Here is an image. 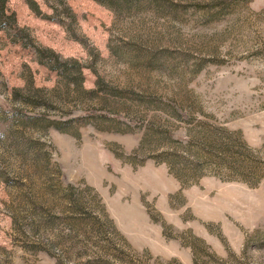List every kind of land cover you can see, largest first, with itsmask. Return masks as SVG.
<instances>
[{"label": "rangeland", "instance_id": "obj_1", "mask_svg": "<svg viewBox=\"0 0 264 264\" xmlns=\"http://www.w3.org/2000/svg\"><path fill=\"white\" fill-rule=\"evenodd\" d=\"M0 264H264V0H0Z\"/></svg>", "mask_w": 264, "mask_h": 264}, {"label": "trees", "instance_id": "obj_2", "mask_svg": "<svg viewBox=\"0 0 264 264\" xmlns=\"http://www.w3.org/2000/svg\"><path fill=\"white\" fill-rule=\"evenodd\" d=\"M5 1V0H4Z\"/></svg>", "mask_w": 264, "mask_h": 264}]
</instances>
